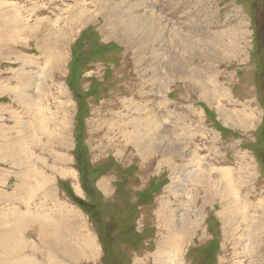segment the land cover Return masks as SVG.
<instances>
[{
	"label": "rangeland",
	"instance_id": "374dc122",
	"mask_svg": "<svg viewBox=\"0 0 264 264\" xmlns=\"http://www.w3.org/2000/svg\"><path fill=\"white\" fill-rule=\"evenodd\" d=\"M257 200L264 0H0V217L75 223L0 224V264H264Z\"/></svg>",
	"mask_w": 264,
	"mask_h": 264
},
{
	"label": "crops",
	"instance_id": "0c3cea01",
	"mask_svg": "<svg viewBox=\"0 0 264 264\" xmlns=\"http://www.w3.org/2000/svg\"><path fill=\"white\" fill-rule=\"evenodd\" d=\"M241 183H243V181L241 182ZM239 187H242V185H240ZM245 186H243V188H244ZM232 192V190L231 191H229L228 193H227V196L229 195V193H231ZM238 194V193H237ZM242 200V202H244L243 203V208H245L246 207V209H245V211L247 212V210H248V202H247V199H245V198H243V199H241ZM241 203H239V204H237L238 206H241L240 205ZM256 205H259V206H261V207H263L264 206V202H258V200H257V204ZM227 206H229V204H227ZM54 210H50L49 209V211H47L48 213H50V216L51 217H53L54 216V214L55 213H58V212H60V211H62V216L63 217H61V214H59L58 216L59 217H61L60 219H57V217L55 218V219H53V220H51V218H49L48 216H42L41 217V219L39 220V221H37L36 220V216H28V215H26V211H23V212H18V211H12V212H10V213H8V214H5V213H2L1 215L3 216L2 218L0 217V224H30V223H34V224H42V226L43 227H46V228H48V229H50L51 230V228H53L54 229V231L57 229V227L54 225V224H75L74 223V221H69V220H71V219H73V213H74V211H73V207H67V205H64L63 206V208L61 209V208H59V207H54L53 208ZM237 211H238V209H237ZM245 211H244V221H246V219L248 218V217H250L249 215H246V213H245ZM55 216H57V215H55ZM36 217V218H35ZM10 220V222H9V220ZM3 220H7L8 222L7 223H5ZM11 221H12V223H11ZM27 221L28 222H30V223H27ZM32 221V222H31ZM40 222V223H39ZM81 224H84V223H81ZM52 225V226H51ZM246 225V228H252L253 226H256V228H257V224H254L253 226H251V225H247V224H245ZM46 230V229H45ZM50 230H49V232H50ZM20 231H21V227H19L18 228V230L17 231H15V239H16V243L18 244V245H20L22 242H21V234H20ZM48 231V230H47ZM45 233V232H44ZM50 234H51V232H50ZM41 245H44L43 243L45 242H51V238H49V237H47L46 238V240L44 239V237H43V235H41ZM88 238H90V237H88ZM97 238V237H96ZM43 242V243H42ZM34 243H35V241H34ZM45 246V245H44ZM43 248V247H42ZM93 252L92 253H90V251H89V256H95V255H97L98 254V252H97V250L95 249V247H94V250H92ZM19 258H20V256H18L17 257V264H20V262H19Z\"/></svg>",
	"mask_w": 264,
	"mask_h": 264
},
{
	"label": "bare ground",
	"instance_id": "6f19581e",
	"mask_svg": "<svg viewBox=\"0 0 264 264\" xmlns=\"http://www.w3.org/2000/svg\"><path fill=\"white\" fill-rule=\"evenodd\" d=\"M14 5V4H13ZM11 6L10 7V10H12L11 12H9L10 13V17L8 18H6L7 20H6V22L8 23V21H11V20H14V26H15V28H18V29H20V27H22V24L23 23H19V19L21 20L22 18H21V16H20V13H21V11H18L17 9H18V5H16L15 6V9L17 10V11H15V9H14V6ZM8 6V4H5V6L4 7H7ZM2 9V8H1ZM9 10V11H10ZM67 11H73V9L72 8H69ZM85 12V11H84ZM6 13H8V12H6ZM23 13V12H22ZM76 13V16H82L84 13L82 12V10H78V11H76L75 12ZM5 15V14H4ZM3 15V16H4ZM86 15V14H85ZM81 18V17H80ZM11 19V20H10ZM4 20V19H3ZM82 20V19H81ZM52 21V20H51ZM85 21V20H84ZM45 23V22H44ZM47 23V22H46ZM72 23V22H71ZM74 23V22H73ZM72 23V24H73ZM75 24V23H74ZM10 25V24H9ZM25 25V24H24ZM47 26V28L46 29H48V33L50 34L51 32H53L54 30H57L58 29V26H55V24H54V21L53 22H48V24H46ZM42 26V25H41ZM66 26H67V24H65V25H62V30L60 31V33L58 34V38L57 39H51L50 41H51V43L53 44V46H55V48H56V45H57V43H59V42H63L61 45H59L58 44V46H61V48H60V50L58 51H55L54 53H52V54H54V59H53V57L51 56V60H50V62H49V64H50V66L51 65H54V68L56 69V67L55 66H57V68H58V70H59V68H61V64H62V61H63V59H64V41H63V39L65 38V35H66V30H68V29H66L65 30V28H66ZM7 27V26H6ZM5 27V28H6ZM68 27V26H67ZM23 28V27H22ZM7 29V28H6ZM45 29V28H44ZM60 29V28H59ZM42 31V30H41ZM49 43V42H48ZM50 44V43H49ZM52 46V47H53ZM50 47V49L52 48L51 46H49ZM57 49H59V47L57 48ZM49 51H51V50H49ZM44 52H45V50H44ZM50 55H51V52H50ZM55 71H57V70H55ZM62 93V92H61ZM63 94V93H62ZM65 104V103H64ZM63 106V105H62ZM66 105H64V107H65ZM65 109V108H64ZM63 108L61 109V110H64ZM67 109V108H66ZM65 114V113H64ZM61 116V115H60ZM64 118V117H63ZM61 120V119H60ZM59 120V121H60ZM132 134V133H131ZM130 136V135H129ZM133 141V140H132ZM230 187H231V185H230ZM236 187V186H235ZM231 190H232V187H231ZM237 190V189H236ZM235 214V213H234ZM237 214V213H236ZM235 214V215H236ZM172 215V214H171ZM237 216V215H236ZM234 217V216H233ZM239 217V216H238ZM171 222V221H170ZM232 223H233V221H232ZM163 227V226H162ZM161 227V228H162ZM164 227H165V229L167 230V231H171V229H172V224H164ZM168 233V232H167ZM164 234V233H163ZM166 234V233H165ZM179 234V233H178ZM178 234H176V235H178ZM165 236H167V235H165ZM175 237H177V236H175ZM179 237V236H178ZM164 238V237H163ZM166 239H167V237H166ZM176 239H178L179 240V238H176ZM57 241V240H56ZM168 244H171V243H167L166 241H164V242H162L161 244H160V249H161V251H162V253H163V255H165L166 256V252H167V249H168ZM177 245V244H176ZM176 246H175V250H176ZM179 248V247H178ZM157 251V250H156ZM174 251V250H173ZM179 253V252H178ZM158 255V254H157ZM53 259V258H52ZM174 260H176V259H174ZM50 262H52V260L51 259H49L48 260V263H50ZM178 264V263H177Z\"/></svg>",
	"mask_w": 264,
	"mask_h": 264
},
{
	"label": "trees",
	"instance_id": "16d2710c",
	"mask_svg": "<svg viewBox=\"0 0 264 264\" xmlns=\"http://www.w3.org/2000/svg\"><path fill=\"white\" fill-rule=\"evenodd\" d=\"M71 197L74 198L72 195H71ZM79 205L82 206L84 209L86 208V204L81 200H79Z\"/></svg>",
	"mask_w": 264,
	"mask_h": 264
}]
</instances>
